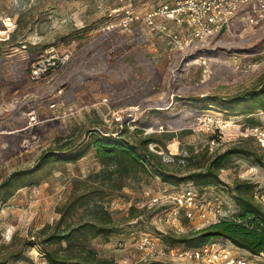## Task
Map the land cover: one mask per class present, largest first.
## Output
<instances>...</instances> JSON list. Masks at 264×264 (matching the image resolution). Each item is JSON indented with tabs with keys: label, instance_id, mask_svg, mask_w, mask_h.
Wrapping results in <instances>:
<instances>
[{
	"label": "rangeland",
	"instance_id": "1",
	"mask_svg": "<svg viewBox=\"0 0 264 264\" xmlns=\"http://www.w3.org/2000/svg\"><path fill=\"white\" fill-rule=\"evenodd\" d=\"M173 1L0 0V264H39L36 251L42 239L92 218L93 202L107 207L115 223L110 234L85 239L98 257L117 264H181L143 258L135 240L142 231L196 229L195 219L183 215L176 226L154 218L155 211L171 204L163 194L186 181L128 178L122 189L94 194L81 204L80 195L90 196L105 176L93 149L74 160L39 163L44 152L83 140L89 128L113 135L124 126L129 132L138 127L142 134L174 131L167 150L159 147L165 159L187 154L188 147L222 150L244 140L264 148V142L244 133L246 126L264 125V111L246 114L208 104L215 95L235 94L264 78V0L240 6L206 40L188 41L181 28L175 47L166 34L150 29L144 17L151 8ZM168 26L180 30L171 21ZM46 53L68 58L54 73L32 79L33 61ZM32 108L38 121L29 123ZM212 135H220L219 142L210 144ZM149 147L154 150L153 143ZM220 177L226 184H210L209 191L222 188L233 201L232 181L245 179L260 188L264 166L235 155ZM8 189L9 197L1 199ZM154 195L161 198L151 204ZM262 195L256 191L259 201ZM131 204L136 212H129ZM29 241L36 244L27 246ZM48 243L67 253L76 249L65 241Z\"/></svg>",
	"mask_w": 264,
	"mask_h": 264
},
{
	"label": "trees",
	"instance_id": "2",
	"mask_svg": "<svg viewBox=\"0 0 264 264\" xmlns=\"http://www.w3.org/2000/svg\"><path fill=\"white\" fill-rule=\"evenodd\" d=\"M209 100L208 104H216L219 108L232 111L239 110L241 113L264 111V78L254 87L243 89L232 95H215ZM87 130L86 136L80 142L73 146L56 147L54 150L44 152L39 158V163L46 162L50 158L68 161L82 157L91 149L94 150L102 163V174L105 176L101 186L90 191V196L89 193L80 195L79 203L81 204L92 198L94 194L102 192L109 194L116 189H122L127 184L128 178L139 179L144 175L159 176L165 182L191 181L200 188L210 184H226L220 177V170L227 167L235 155L252 157L256 163L264 166V148H255L246 140L222 150L208 151L206 147L196 151L188 147L187 154L172 153L171 158L165 159L162 152L167 150L166 143L176 136L174 131L142 134V130L138 127L129 132L124 126L116 135H113L110 132L106 133L107 131L99 133L96 127ZM150 143L154 144V150L149 147ZM159 147L162 148V152H159ZM229 189L237 205V211L233 217L221 218L186 233L158 231V234L166 242L183 243L187 246H197L213 238L228 239L251 253H264V206L256 196V191L264 193V186L258 188L255 182L235 179ZM10 193L9 189L6 190L1 199H7ZM72 205H67L66 208ZM90 209L92 218L74 226L49 232L42 239L43 245L39 244L38 249L43 252L49 264H117L112 259L98 257L90 247L84 244L87 238L98 234L108 235L115 231V223L107 207L93 202ZM137 210L135 204L130 205V213ZM61 241H65L69 247L76 246V249L67 253L58 247L47 245L48 242ZM35 244L32 241L26 243L27 246ZM19 258L20 255L17 254L13 257L16 260ZM145 264L175 263L156 261Z\"/></svg>",
	"mask_w": 264,
	"mask_h": 264
},
{
	"label": "built area",
	"instance_id": "3",
	"mask_svg": "<svg viewBox=\"0 0 264 264\" xmlns=\"http://www.w3.org/2000/svg\"><path fill=\"white\" fill-rule=\"evenodd\" d=\"M249 1L251 0H174L171 4L161 3L151 8L144 17L150 29L166 34L175 47L181 42L179 36L181 28L185 27L188 41L206 40L220 30L231 14ZM168 21L178 25L180 30H171ZM67 58V54L56 53H46L38 57L30 67V77L38 79L54 73L64 65ZM27 116L29 123L38 121L34 108L28 111ZM244 133L264 142V125L246 126ZM219 138L220 135H212L209 143L213 144L215 140L219 142ZM208 188V186L200 188L191 181H186L176 191L166 192L163 195L171 204L167 208L162 207L155 211V221L176 226L180 225V217L183 215L184 218L195 219L194 227L200 228L221 218L233 217L237 211L235 201L228 199L222 188L216 191H209ZM159 198L161 195H154L150 200L151 204L156 203ZM261 198H264V195ZM260 202L264 206V199ZM222 240L208 241L197 246H179L164 241L160 234L142 231L136 238L135 245L143 258L160 260L167 258L181 264H264V253L254 254L228 239ZM36 255L39 264H49L39 249Z\"/></svg>",
	"mask_w": 264,
	"mask_h": 264
}]
</instances>
